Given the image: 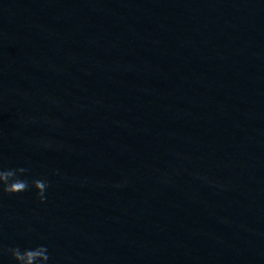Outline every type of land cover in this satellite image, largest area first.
<instances>
[{
    "label": "water",
    "instance_id": "95a60500",
    "mask_svg": "<svg viewBox=\"0 0 264 264\" xmlns=\"http://www.w3.org/2000/svg\"><path fill=\"white\" fill-rule=\"evenodd\" d=\"M0 164L2 248L264 264V0H0Z\"/></svg>",
    "mask_w": 264,
    "mask_h": 264
},
{
    "label": "clouds",
    "instance_id": "9594fccd",
    "mask_svg": "<svg viewBox=\"0 0 264 264\" xmlns=\"http://www.w3.org/2000/svg\"><path fill=\"white\" fill-rule=\"evenodd\" d=\"M29 169L25 167L6 168L0 164V197L16 196L27 191H35L37 200L43 204L46 191L50 187L46 178H29ZM0 255H7L13 264H49V250L44 245L28 248H2Z\"/></svg>",
    "mask_w": 264,
    "mask_h": 264
}]
</instances>
